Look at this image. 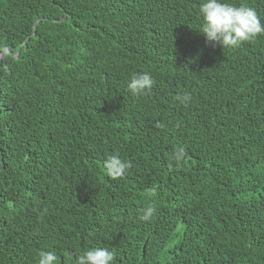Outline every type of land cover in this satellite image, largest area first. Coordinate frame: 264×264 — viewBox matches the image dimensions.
Listing matches in <instances>:
<instances>
[{"label": "trees", "instance_id": "1", "mask_svg": "<svg viewBox=\"0 0 264 264\" xmlns=\"http://www.w3.org/2000/svg\"><path fill=\"white\" fill-rule=\"evenodd\" d=\"M202 2L0 0V264H264V34L207 42Z\"/></svg>", "mask_w": 264, "mask_h": 264}, {"label": "clouds", "instance_id": "2", "mask_svg": "<svg viewBox=\"0 0 264 264\" xmlns=\"http://www.w3.org/2000/svg\"><path fill=\"white\" fill-rule=\"evenodd\" d=\"M200 14L203 23L200 33L207 42L219 44L223 48L239 47L241 44L251 41L260 34H264V23L252 7L235 5L228 0H203L200 4ZM154 84L153 77L148 72L133 73L128 89L133 96L147 93ZM181 102L192 100L190 93L178 97ZM183 147L177 149L174 159L186 156ZM105 169L113 178L123 176L129 163L120 158L118 154L108 156L104 161ZM45 211H47L45 209ZM156 209L149 206L142 210L139 216L141 221H150L155 215ZM58 257L54 251H40L39 264H56ZM115 253L108 248H92L75 257V264H114Z\"/></svg>", "mask_w": 264, "mask_h": 264}, {"label": "water", "instance_id": "3", "mask_svg": "<svg viewBox=\"0 0 264 264\" xmlns=\"http://www.w3.org/2000/svg\"><path fill=\"white\" fill-rule=\"evenodd\" d=\"M19 54V51L16 53V56ZM1 61V60H0Z\"/></svg>", "mask_w": 264, "mask_h": 264}]
</instances>
